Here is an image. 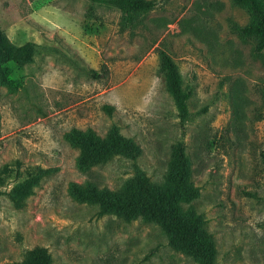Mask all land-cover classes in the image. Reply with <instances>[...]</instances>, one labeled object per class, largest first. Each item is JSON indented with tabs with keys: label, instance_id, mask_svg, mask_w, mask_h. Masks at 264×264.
<instances>
[{
	"label": "rangeland",
	"instance_id": "1",
	"mask_svg": "<svg viewBox=\"0 0 264 264\" xmlns=\"http://www.w3.org/2000/svg\"><path fill=\"white\" fill-rule=\"evenodd\" d=\"M154 1L141 25L122 31L116 8L90 0H0L8 38L36 43L32 62L0 69V264L35 247L52 264H199L158 224L98 216L77 191H119L138 168L161 183L180 141L194 189L182 206L202 217L217 262L264 264V51L232 29L248 14L231 0ZM158 49L191 92L184 126ZM72 127L100 137L116 128L139 154L80 168L64 136ZM32 174L18 207L8 193Z\"/></svg>",
	"mask_w": 264,
	"mask_h": 264
},
{
	"label": "trees",
	"instance_id": "2",
	"mask_svg": "<svg viewBox=\"0 0 264 264\" xmlns=\"http://www.w3.org/2000/svg\"><path fill=\"white\" fill-rule=\"evenodd\" d=\"M231 1L248 14L245 24L234 23L232 29L239 36L253 40L257 53L263 52L264 0ZM90 2L116 8L120 12L118 25L122 31L135 30L143 23L145 15L156 6L154 0ZM90 7L92 11V6ZM35 52V42L27 41L17 45L0 28L1 70L7 72L11 65L23 67L33 61ZM158 56V72L173 98L180 123L184 126L189 118L188 100L191 92L183 88L181 74L173 58L164 49H158ZM89 75L96 79L103 77L94 69L89 70ZM64 136L78 147L77 165L84 169L104 163L115 156L136 159L139 154L136 144L120 134L116 128L110 129L104 137H100L92 128L72 127ZM261 158L264 162V151L261 152ZM38 177L39 175L32 174L10 190L8 195L18 207L23 206V199L32 192ZM77 191L82 198L97 202L98 216L111 214L127 220L141 217L152 221L162 228L172 249L184 253L199 264H219L217 250L211 235L204 229L202 217L185 211L182 206V203L191 200L194 194L188 178V159L182 141L174 146L170 167L161 183L153 182L138 168L135 175L127 179L119 191L99 189L95 185H85ZM19 264H52V259L46 248L35 247L26 252Z\"/></svg>",
	"mask_w": 264,
	"mask_h": 264
}]
</instances>
